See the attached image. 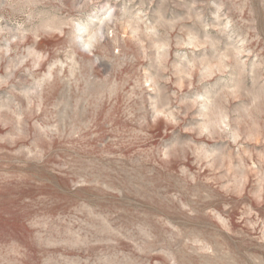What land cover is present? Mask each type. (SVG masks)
Instances as JSON below:
<instances>
[{
    "label": "rangeland",
    "instance_id": "obj_1",
    "mask_svg": "<svg viewBox=\"0 0 264 264\" xmlns=\"http://www.w3.org/2000/svg\"><path fill=\"white\" fill-rule=\"evenodd\" d=\"M0 264H264V0H0Z\"/></svg>",
    "mask_w": 264,
    "mask_h": 264
},
{
    "label": "bare ground",
    "instance_id": "obj_2",
    "mask_svg": "<svg viewBox=\"0 0 264 264\" xmlns=\"http://www.w3.org/2000/svg\"><path fill=\"white\" fill-rule=\"evenodd\" d=\"M108 16V15H107ZM110 20V19H109ZM82 29V28H81ZM84 34V33H83ZM85 42V41H84Z\"/></svg>",
    "mask_w": 264,
    "mask_h": 264
}]
</instances>
